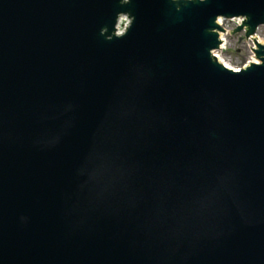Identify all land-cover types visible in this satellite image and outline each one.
I'll use <instances>...</instances> for the list:
<instances>
[{
  "label": "water",
  "instance_id": "water-1",
  "mask_svg": "<svg viewBox=\"0 0 264 264\" xmlns=\"http://www.w3.org/2000/svg\"><path fill=\"white\" fill-rule=\"evenodd\" d=\"M234 18L264 0H0V264H264V43L221 63Z\"/></svg>",
  "mask_w": 264,
  "mask_h": 264
},
{
  "label": "rangeland",
  "instance_id": "rangeland-1",
  "mask_svg": "<svg viewBox=\"0 0 264 264\" xmlns=\"http://www.w3.org/2000/svg\"><path fill=\"white\" fill-rule=\"evenodd\" d=\"M221 24L224 28L222 33H225L226 36L224 45L222 43L223 49L216 51L221 62L227 63L229 67L242 68L248 61L251 62L252 59L255 60L252 54V39L247 38L245 40V32H238L229 37V35L237 29L238 25L241 24L240 19L223 20ZM255 36L258 41H264V26L258 29Z\"/></svg>",
  "mask_w": 264,
  "mask_h": 264
},
{
  "label": "bare ground",
  "instance_id": "bare-ground-1",
  "mask_svg": "<svg viewBox=\"0 0 264 264\" xmlns=\"http://www.w3.org/2000/svg\"><path fill=\"white\" fill-rule=\"evenodd\" d=\"M220 21V23L223 21V19H220L219 20ZM222 25V24H221ZM225 33H221V38H222V43H223V45H224V43H225V41H226V39H225ZM254 38H256V36L254 37ZM253 39V38H252ZM253 41V40H252ZM260 42V41H259ZM263 42V41H262ZM261 42V43H262ZM223 45L221 46V48L220 49H223ZM252 52H253V48H252ZM254 53V52H253ZM217 55V54H216ZM217 57H218V55H217ZM218 60L221 62V60L219 59V57H218ZM250 61H248L247 63H249ZM251 62H255V63H257V62H259L258 60H251ZM221 63H223V62H221ZM225 66H227L228 68H231V69H235V70H237L238 68H233V67H229L228 65H227V63L225 64V63H223ZM243 67H245V65L243 66Z\"/></svg>",
  "mask_w": 264,
  "mask_h": 264
},
{
  "label": "built area",
  "instance_id": "built-area-1",
  "mask_svg": "<svg viewBox=\"0 0 264 264\" xmlns=\"http://www.w3.org/2000/svg\"><path fill=\"white\" fill-rule=\"evenodd\" d=\"M124 20L125 19H122L121 22H120V28H122L123 24H124Z\"/></svg>",
  "mask_w": 264,
  "mask_h": 264
}]
</instances>
